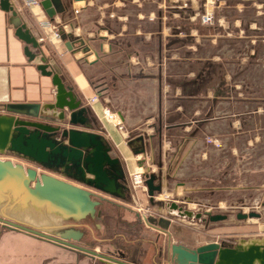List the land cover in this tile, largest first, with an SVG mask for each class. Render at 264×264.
Returning <instances> with one entry per match:
<instances>
[{"label":"crops","instance_id":"0c3cea01","mask_svg":"<svg viewBox=\"0 0 264 264\" xmlns=\"http://www.w3.org/2000/svg\"><path fill=\"white\" fill-rule=\"evenodd\" d=\"M148 1L52 0L54 10L52 17L47 16L42 8L26 7L21 0H10L16 15L0 7V114L6 113L5 106L8 104L42 105L53 100L55 88L50 77L42 75L36 67L39 57L43 56L48 66L59 74L65 84L73 88L77 97L89 108V117L94 119L93 131L104 135L112 147V155L122 161L128 184L129 173L133 170L142 168L145 172L146 169L152 168L154 162L159 166L158 172L154 174L157 176L156 182L162 183V191L155 195V200L162 204L143 206L141 197L148 201L147 194L143 191L136 194L131 191V198L126 201L112 197H109L111 198L109 200L108 196H104L105 199L102 201L112 202L120 208L124 207L122 203L136 208L137 201L144 210H152L151 214L146 211L144 218L136 208L134 220L142 222L150 231L156 232L155 243L151 242V245H148L146 241L141 246L133 244L132 253L129 252V245L123 246V249L115 246L102 252L101 244L98 243L101 239H95L92 243L82 240L85 236L82 228L80 229L84 235L79 243L133 264H170L169 242L182 243L190 247L207 242L201 241L199 237H194L190 244L178 240L176 233L172 234L170 231L172 218L169 217L165 203L169 201L166 198L170 196L175 202L182 203L190 199V193L209 189L207 186L198 185L203 181L193 182L195 178H199L201 171L206 177V170L196 167L195 171H192L195 157H198L197 160L206 159V151L201 150L199 155L194 153L197 151L195 147L200 144L197 132L202 131L203 127L207 129L209 122L200 121L197 124L190 121L171 122L168 118L163 120L164 106L161 104V96L164 90L162 91L160 87L153 94L158 98L156 116L153 114L144 116L147 109L142 107L141 102L149 94L141 86L149 80L150 65L145 48L154 45L153 48L160 53V50L168 46L180 44L181 17L187 16V12L191 11V7L183 9L180 8V4L171 9L167 8L168 10L144 9ZM167 1L177 3L185 0ZM188 1L192 3L193 0ZM169 15L170 18L173 17L171 23L166 20ZM45 19L55 26L59 32L58 37H54L51 27L40 25L39 22ZM21 22L26 24L40 44L38 55L32 61L24 54V42L15 35V30ZM170 32L175 38L168 40ZM83 48L88 49L82 52ZM137 85L141 91L135 94L133 89ZM130 97H138L139 102L131 104L128 101ZM139 105L142 109L136 110ZM183 111L181 105H177L172 113L180 117ZM117 112H120L122 118ZM151 112L155 113L154 109ZM133 114L136 116H132ZM113 116L118 118V121L113 120ZM153 118L156 121L150 123ZM145 125L147 126L142 128ZM176 129L183 134L175 140L173 154L169 156L168 142H164L162 138L168 131ZM139 135L142 136V140L137 139ZM201 143L203 144L202 141ZM141 146L144 148L143 152L140 150ZM170 159L174 164L171 173L166 165ZM170 180L173 182L171 186ZM21 217L28 218L23 215ZM148 217L153 219V223L147 222ZM160 217L169 218L170 224L167 228H161L157 224ZM126 219L124 221L127 225L137 222L133 223V219ZM24 223L31 225L26 220ZM53 226L58 228L57 226L61 224ZM117 236L122 237L121 234ZM138 247L140 250L136 253ZM0 264L111 263L0 226Z\"/></svg>","mask_w":264,"mask_h":264},{"label":"rangeland","instance_id":"374dc122","mask_svg":"<svg viewBox=\"0 0 264 264\" xmlns=\"http://www.w3.org/2000/svg\"><path fill=\"white\" fill-rule=\"evenodd\" d=\"M211 2L213 4L208 6L213 10L214 19L208 25L200 22V15L207 5L205 0H193L192 3L188 0L177 3L149 0L144 7L155 11L168 10L178 4L183 9L191 7L187 16L181 17L180 44L168 46L160 50V53L153 48L154 45L145 48L150 59L149 80L141 86L149 94L141 102L142 107L147 109L144 116H156L158 98L153 94L160 87L164 90L161 91L163 120L168 118L171 122L210 123L207 129L203 127L202 131L198 130L200 144L195 147L197 151L194 153L199 155L201 150L206 151V159L197 160L198 157L194 156L196 160L192 164V171L199 167L207 173L204 177V172L201 171L199 178H195L193 182L203 181L198 185L209 189L190 193L191 200H184L179 204L192 211L224 213L227 218L204 222L167 214L172 218L171 233H176L178 240L189 244L194 237L207 242L223 240L231 243H236L238 239L264 238V0ZM172 18L169 15L166 20L171 23ZM168 34V40L175 38L171 32ZM159 57L161 61H158ZM135 87V94L141 91L140 86ZM128 101L131 104L138 103L139 98L130 97ZM140 105L136 110L142 109ZM177 105L184 109L180 117L172 113ZM153 109L155 113L151 112ZM132 116L135 117L136 114ZM113 120L118 121V118L113 116ZM155 121L153 118L150 123ZM182 134L177 129L170 130L162 138L164 142H168L169 156L173 154L175 140ZM0 159H9L24 167L31 166L12 154H0ZM166 165L171 173L174 166L171 159ZM152 168H148L150 172L157 173L159 170L156 162ZM172 183L170 180V186ZM9 191L11 195H0V216L20 221L22 214L26 217L29 215L23 220L34 221L32 223L41 226L47 225L44 226L47 227L44 231L52 234L58 230L52 224L75 225L85 231L82 240L92 243L95 239H101V242H95L101 244L102 252L115 246L123 249L129 245V252L132 253L133 244L141 246L147 241L151 245V242L157 241L156 232L134 220V210L137 207L120 203L124 206L120 208L112 202L104 201L96 208L94 217L75 220L51 215L44 218L33 204L23 202L20 192ZM141 198L143 206L149 205L144 197ZM166 200L170 201L172 197ZM251 210L258 212L260 216L245 219L235 217L237 212ZM146 211L151 214L152 210ZM35 214L42 217L37 216L36 219L45 221L36 223L31 218ZM126 218L133 219V223H136L127 225L124 221ZM147 222L153 223V219L148 217ZM157 224L161 228H167L170 222L159 219ZM120 234L122 237L117 236ZM139 250L140 247L136 249V253Z\"/></svg>","mask_w":264,"mask_h":264},{"label":"water","instance_id":"95a60500","mask_svg":"<svg viewBox=\"0 0 264 264\" xmlns=\"http://www.w3.org/2000/svg\"><path fill=\"white\" fill-rule=\"evenodd\" d=\"M40 5L47 16L54 15L52 0H41ZM0 7L16 15L10 0H0ZM15 35L24 42L27 58L34 60L40 44L31 30L21 22ZM36 67L42 75L50 77L54 97L42 105L8 104L6 113L0 114V154H12L31 164L24 167L0 159V195L7 193L6 183H23L33 194L54 203L63 219L75 220L94 217L104 196L122 201L131 198L124 165L112 155V147L104 135L93 131L94 119L89 117V108L43 56ZM117 114L122 118L120 112ZM137 139L142 140V136ZM140 150L143 152L144 148L141 146ZM144 176L148 203L162 204L155 200V195L162 191V183L156 182V174L149 169ZM165 206L171 216L200 220L206 216L211 222L227 218L224 213L192 211L174 200ZM259 216L252 210L236 213L238 219ZM159 219L170 222L169 218ZM0 226L107 263L133 264L81 245L84 232L75 225L57 226L58 230L52 234L41 227L0 216ZM168 253L170 264H264V238L238 239L234 244L210 241L194 247L169 242Z\"/></svg>","mask_w":264,"mask_h":264},{"label":"built area","instance_id":"2783aa9c","mask_svg":"<svg viewBox=\"0 0 264 264\" xmlns=\"http://www.w3.org/2000/svg\"><path fill=\"white\" fill-rule=\"evenodd\" d=\"M21 2L23 5H25L28 8H33V9L41 8L40 0H21ZM205 2L207 3V5L205 6L204 13L200 15V22L201 24L208 25V24H211L214 19L213 10L211 7L208 6V4L211 5L213 3L211 2V0H205ZM170 6L173 7L172 5ZM39 23L42 27H51L54 31L53 32L54 37L59 36V32L57 31L55 26L52 25L50 21H48L47 19L41 20ZM119 128H121V125H119ZM144 173L145 172L142 168L135 169L129 173V186L133 194H136V192H138L139 190L146 192V186L144 184V181H145ZM135 203H136L137 210L143 214L144 218H146V214H145L146 210H144L143 207L138 205L137 201Z\"/></svg>","mask_w":264,"mask_h":264},{"label":"bare ground","instance_id":"6f19581e","mask_svg":"<svg viewBox=\"0 0 264 264\" xmlns=\"http://www.w3.org/2000/svg\"><path fill=\"white\" fill-rule=\"evenodd\" d=\"M5 190H7V194L11 195L10 191L9 190H14V192H20L21 194V198L23 200V202H30V204H33V206H35L34 208H37L39 209V213H41V216L44 217V218H47L48 216H51V215H55V216H60V214L58 212H56V210L54 209V203L46 200V199H43L42 197L40 196H37L35 194H33L31 192L30 189L27 188L26 185H24L23 183H19V184H16L15 182L13 183H9V184H5ZM21 206V205H20ZM22 207V206H21ZM30 207V206H29ZM36 213V212H35ZM23 215V214H22ZM31 216V215H30ZM35 217H31L32 219L35 220V222L37 223L40 222V221H45V219H36L37 216H39L38 218H42L40 217V215L38 214L36 216V214L34 215ZM29 217V215H28ZM61 217V216H60ZM22 219H19L20 221L22 222H25V220H23L24 218L21 217ZM46 220H49V219H46ZM50 221V220H49ZM34 222V221H32ZM30 222V224L32 225H35L36 227H41L43 229H46L47 227H44V226H47V225H38V224H35V223H32ZM28 223V222H27ZM54 225V224H52Z\"/></svg>","mask_w":264,"mask_h":264},{"label":"flooded vegetation","instance_id":"af4514ba","mask_svg":"<svg viewBox=\"0 0 264 264\" xmlns=\"http://www.w3.org/2000/svg\"><path fill=\"white\" fill-rule=\"evenodd\" d=\"M204 211H206V210H204ZM205 219L204 220H201V221H204V222H209V220H207V217L205 216L204 217ZM197 220H200V219H197ZM80 229V228H79ZM221 242H225V243H229V244H234V243H231V242H227V241H223V240H220Z\"/></svg>","mask_w":264,"mask_h":264}]
</instances>
